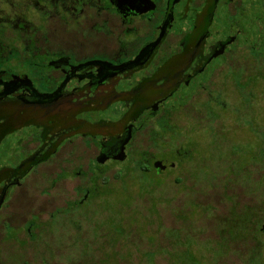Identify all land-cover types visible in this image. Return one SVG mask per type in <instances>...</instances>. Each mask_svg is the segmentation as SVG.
<instances>
[{"label": "flooded vegetation", "instance_id": "1", "mask_svg": "<svg viewBox=\"0 0 264 264\" xmlns=\"http://www.w3.org/2000/svg\"><path fill=\"white\" fill-rule=\"evenodd\" d=\"M257 6L264 8V0H0V247L26 253L29 247H51L45 239L58 247L63 244L56 235L67 233L75 234L72 247L86 241L81 220L99 213L98 197L91 196L100 186L97 177L104 164L118 160L114 157L128 137L123 144L127 156L138 154L140 134H148L160 148L139 152L142 164L156 172L193 159L204 163L198 153L182 152L183 145L172 141L187 137L184 144L192 143L197 124L206 123L203 116L193 117L188 129L173 117L191 105L203 106L206 114L207 103L224 108L231 92L225 76L232 72L246 75L247 81H241L248 87L261 74L260 42L253 34L244 35L246 14ZM243 47L247 53L239 54ZM188 87L194 89L191 95ZM205 91L210 96L202 97ZM234 101L236 110L250 103ZM108 108L114 109L113 116L97 115ZM212 113L211 120L219 115ZM21 127L28 131L17 136L14 131ZM10 136L16 137L13 143ZM78 148L82 155L76 157ZM171 150V158L163 157ZM100 156L105 163L98 161ZM53 163L61 172L46 180L44 191L72 173L83 179L60 205L51 207L47 200L36 209L30 178ZM254 206L244 205L221 223L225 233L214 247L224 252L235 239L262 247L264 220L256 232ZM31 213L37 214L32 224ZM32 262L44 264L29 257L24 264ZM0 264H5L1 249Z\"/></svg>", "mask_w": 264, "mask_h": 264}, {"label": "rangeland", "instance_id": "2", "mask_svg": "<svg viewBox=\"0 0 264 264\" xmlns=\"http://www.w3.org/2000/svg\"><path fill=\"white\" fill-rule=\"evenodd\" d=\"M256 15L250 14L252 18L248 20L247 31L261 36V31L258 32L257 28L259 24L252 21L256 20ZM258 39L261 48L257 53H261L264 52V42ZM241 53H247V48H241L239 54ZM257 60L256 57V62ZM260 65L261 74L256 75L250 87L241 81L243 78L247 81L246 75L243 77L239 72H232L225 76H229L231 80L227 86L231 92L226 93L225 89V98L224 95L219 97L224 98L227 103L224 108H220L217 103L210 107L207 103L206 114L203 106L191 105V108L181 109L173 117L177 125L188 129L189 125L193 126V117L203 116L206 123L203 126L197 124L198 131L193 134L192 143L184 144L187 137H178L172 141L174 146L183 145L182 152L198 153L204 163L198 165L193 159L191 163L182 162L174 168L167 166L162 170L161 167L162 171L159 172L154 169L144 172L139 166V152L146 148L156 152L160 148L153 145L148 134L138 135V154L135 152L125 155L122 160L104 164L100 173L105 179L95 174L100 189L105 194L97 196L95 200V210H99V213L93 211L89 218L91 220H81V236L86 241H81L79 247H72L70 240L75 239V234L56 235L62 246L54 247L52 240L45 239L51 247H29L26 253L22 248L3 245L0 249L5 264H24L27 257L39 259L44 264L45 261L50 264L53 259H58L57 264H84L85 261L89 264H264V235L260 236L263 247L260 258L258 255L252 257L251 263L252 240L242 243L235 239L231 247H223L224 252L221 247H214L216 239L219 240L221 233H225L222 232V222L233 218L235 211L240 213L244 205H257L259 201H264V63ZM249 66L246 62L245 69L249 70L246 68ZM221 87L219 85L217 89ZM209 88L212 89L213 86ZM193 90L188 87L187 95H191ZM207 92L202 97L210 96ZM232 100H236L238 105L244 100L250 103L249 106L236 110ZM170 102L174 103V99ZM213 111H218L219 115L211 120L214 117ZM114 112V109L108 108L97 115L113 116ZM27 129L28 127H21L14 133L18 136ZM141 136L143 137L138 139ZM14 137H8V141L13 143L16 139ZM225 138L228 141L223 140ZM174 152L175 150H171L163 157L169 159ZM247 152L251 154L248 156ZM156 154L157 157L162 156L160 152ZM80 155L82 149L78 148L75 156ZM81 157L87 159L85 156ZM86 164L87 160H84V168H87ZM75 168L71 167L70 171ZM57 171L61 172L54 163L43 165L40 171L32 174L30 180L41 186L46 185V180L54 178ZM66 172L67 170L62 173ZM92 174L88 172L89 176ZM82 179L81 175L72 173L56 187L45 191L46 187L32 184L29 193L35 199L36 209L47 200L51 207L60 205L66 195L72 193L73 186ZM47 212L49 215L51 209ZM34 218H37V214L31 213V224ZM170 227L179 229L181 237L172 238L168 229ZM186 236L187 241L184 243ZM3 244L9 245V242L4 241ZM16 244L21 247L22 242L16 240ZM85 244L88 247H84Z\"/></svg>", "mask_w": 264, "mask_h": 264}, {"label": "trees", "instance_id": "3", "mask_svg": "<svg viewBox=\"0 0 264 264\" xmlns=\"http://www.w3.org/2000/svg\"><path fill=\"white\" fill-rule=\"evenodd\" d=\"M253 10H255V11H253ZM253 10H250L249 12H247V14H246V24H245V32H244V35L245 36H249L250 35V33L247 31V25H248V20H249V18H252L251 16H250V14H257L256 15V19H257V24H259L258 25V32L259 31H261V36H259L258 34H257V36H256V34H253V37L256 39V41H260L258 38H260L261 39V41L262 42H264V8H263V6H261V8H259L258 6L257 7H255ZM252 35V34H251ZM139 166H140V169L142 170V171H144V172H146V171H149L150 169H149V166H144L143 164H142V162L139 164ZM102 173H99V177H102ZM102 179H105L104 178V176L102 177ZM105 182H106V180H104ZM104 194L105 193H102V190L100 189V186L99 187H95V188H93V192H92V195L91 196H104ZM248 210H249V208H247ZM248 210H246L245 211V217L247 218H249V211ZM233 211H235V209H233ZM235 214H236V211H235ZM243 215V214H242ZM242 215H240V217L242 216ZM254 220H255V230H256V232H258V231H260L259 230V228H260V225H261V222L264 220V201H259L258 203H257V205H255L254 206ZM168 229H170L169 231H170V236L173 238V236L174 237H178V238H180L181 237V233H180V231H179V229H173V228H168ZM258 235V233H256V236ZM169 236V237H170ZM169 237H168V242H169ZM160 242H161V240H159ZM187 241V236H186V238H184V243ZM161 246H163V244L162 243H159ZM160 248H164V247H160ZM167 249L169 248V249H171V247H166ZM262 248L263 247H254L253 249H252V255H251V257H250V260H252V257H255L256 255H258V257L260 258V255H261V253H262ZM177 249V248H176ZM106 254V252H104V255ZM157 256H159V253H158V255ZM162 257H164L165 258V255H162ZM100 260V259H99ZM166 260H168V259H166ZM156 263V262H155ZM84 264H89V262L88 261H85V263Z\"/></svg>", "mask_w": 264, "mask_h": 264}, {"label": "water", "instance_id": "4", "mask_svg": "<svg viewBox=\"0 0 264 264\" xmlns=\"http://www.w3.org/2000/svg\"><path fill=\"white\" fill-rule=\"evenodd\" d=\"M128 140V138L123 142V144L125 145V143H126V141ZM123 144H122V146H123ZM121 146V150H122V153L119 155V154H117V155H115V157L114 158H117V159H120V160H122V159H124V157H125V147L123 146L122 147ZM98 161H100V162H103L104 161V159H101V156L98 158ZM163 165H161V167H162Z\"/></svg>", "mask_w": 264, "mask_h": 264}]
</instances>
